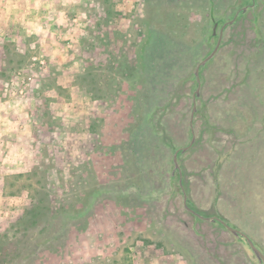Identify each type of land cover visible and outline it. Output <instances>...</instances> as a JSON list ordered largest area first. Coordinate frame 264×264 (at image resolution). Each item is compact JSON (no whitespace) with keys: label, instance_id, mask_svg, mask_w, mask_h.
I'll return each instance as SVG.
<instances>
[{"label":"rangeland","instance_id":"obj_1","mask_svg":"<svg viewBox=\"0 0 264 264\" xmlns=\"http://www.w3.org/2000/svg\"><path fill=\"white\" fill-rule=\"evenodd\" d=\"M18 1L0 0V264H260L184 202L264 253V0Z\"/></svg>","mask_w":264,"mask_h":264},{"label":"water","instance_id":"obj_2","mask_svg":"<svg viewBox=\"0 0 264 264\" xmlns=\"http://www.w3.org/2000/svg\"><path fill=\"white\" fill-rule=\"evenodd\" d=\"M244 10L247 9V7H244L243 8ZM233 19L224 23L221 30H220V35H219V38L217 40V43L214 47V49L197 65L196 69H195V72H194V75H195V78L198 82V87L197 89L195 90V93H194V96H193V101H194V106H193V110H192V116H191V119H193L194 117V113L196 111V100H197V97L200 95V69L201 67H204L206 65V63L210 60H212L216 54V52L218 51L219 47H220V44H221V40H222V33L224 31V28L228 25V24H231L233 23ZM217 25V24H216ZM215 25V27H216ZM215 29V28H214ZM194 141V138H192L191 140V143L190 145L192 144V142ZM189 146H185V147H182L181 149H176L174 151V158H173V162H174V168H173V172H176L177 170H179V162H178V154H179V151H185L188 149ZM180 179H181V173H180ZM185 207L188 211L192 212L193 214H195L196 216L202 218V219H206V220H210V221H216V220H219L230 232H232L235 236L237 237H244L248 244L250 245L253 253L255 254L256 258L258 259V262L260 264H264V253L263 251L255 244V242L247 235L245 234L244 232H242L241 230H239L238 228L230 225L228 222L224 221L223 219H217L216 217H207V216H204L203 214H201L200 212L196 211L195 209H193L191 206L188 205V201H187V198L185 197Z\"/></svg>","mask_w":264,"mask_h":264},{"label":"trees","instance_id":"obj_3","mask_svg":"<svg viewBox=\"0 0 264 264\" xmlns=\"http://www.w3.org/2000/svg\"><path fill=\"white\" fill-rule=\"evenodd\" d=\"M44 188V187H43ZM45 189V188H44ZM41 195V194H40ZM43 196H48V194L45 192L44 193V195ZM40 200H45V198L44 197H41V199ZM45 207L43 206V205H40V204H36L33 208H32V210H29L28 211V215L30 216V219H31V222H33V223H36V222H38L37 220H38V218L40 217V216H43L44 215V209Z\"/></svg>","mask_w":264,"mask_h":264},{"label":"flooded vegetation","instance_id":"obj_4","mask_svg":"<svg viewBox=\"0 0 264 264\" xmlns=\"http://www.w3.org/2000/svg\"><path fill=\"white\" fill-rule=\"evenodd\" d=\"M252 1H253V0H252ZM242 11H244V9H242ZM233 20H234V19H233ZM229 21H230V20H229ZM227 22H228V21H227ZM233 22H234V21H233ZM224 23H226V22H224ZM224 23H223V24H224ZM216 24H217V25H216ZM216 24H215L216 27H215V25H214V28H215V29L213 28V29H214V30H213V33H214L215 35L218 33V32H217V28H218V24H219V23L216 22ZM223 24H222V26H223ZM231 24H232V23H231ZM228 25H230V24H228ZM228 25H227V26H228ZM222 26L220 27V30H221ZM227 26H226V27H227ZM226 27H225V28H226ZM225 28H224V30H225ZM220 30H219L218 38H219V35H220ZM223 32H224V31H223ZM222 34H223V33H222ZM208 62H209V61H208ZM202 68H203V67H201V69H200V74H201ZM194 78H195V75H194ZM195 79H196V78H195ZM196 82H197V80H196ZM197 84H198V82H197ZM193 96H194V95H193ZM197 99H198V97H197ZM188 205L191 206L189 203H188ZM191 207H192V206H191ZM192 208H193V207H192ZM193 209H195V208H193ZM195 210H196V209H195ZM196 211H197V210H196ZM191 213H192V212H191ZM192 214H193V213H192ZM193 215H195V214H193ZM204 216H205V215H204ZM197 217H198V216H197ZM207 217H209V216H207ZM210 217H212V216H210ZM213 217H216L217 219H222V218H220V217H218V216H213ZM199 218H200V217H199ZM224 221H225V220H224ZM214 222H220V221H219V220H216V221H214ZM220 223H221V222H220ZM221 224H222V223H221ZM222 225H223V224H222ZM223 226H224V225H223ZM241 238H244V237H241Z\"/></svg>","mask_w":264,"mask_h":264},{"label":"crops","instance_id":"obj_5","mask_svg":"<svg viewBox=\"0 0 264 264\" xmlns=\"http://www.w3.org/2000/svg\"><path fill=\"white\" fill-rule=\"evenodd\" d=\"M22 1V0H21ZM33 1V0H32ZM17 3H19V1L17 0V2L15 3L16 5H18ZM31 4V0H24V3L22 4L23 6V8L24 9H26L27 11L29 10V7L30 6H28V5H30ZM19 5H20V3H19ZM27 14V13H26Z\"/></svg>","mask_w":264,"mask_h":264}]
</instances>
